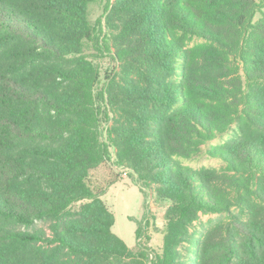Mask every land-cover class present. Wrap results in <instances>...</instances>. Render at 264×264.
<instances>
[{"label":"trees","instance_id":"16d2710c","mask_svg":"<svg viewBox=\"0 0 264 264\" xmlns=\"http://www.w3.org/2000/svg\"><path fill=\"white\" fill-rule=\"evenodd\" d=\"M0 264H264V0H0Z\"/></svg>","mask_w":264,"mask_h":264},{"label":"rangeland","instance_id":"374dc122","mask_svg":"<svg viewBox=\"0 0 264 264\" xmlns=\"http://www.w3.org/2000/svg\"><path fill=\"white\" fill-rule=\"evenodd\" d=\"M93 14L92 19L96 20L101 11L99 6L92 7ZM196 167L201 166H215L219 167L220 162L210 160L203 157L199 162L191 163ZM115 173H119L118 183L110 188L108 193L105 195L104 200L108 207L115 212L116 225L114 232L130 247L134 248L136 245V229L137 224L135 220H141L143 216V204L144 197L140 192L139 188L133 185L128 172L123 170L115 169ZM102 180V177H100ZM152 214L156 217L157 227L162 228L164 225V209L156 205L152 199L149 200ZM155 244L160 245V239H157Z\"/></svg>","mask_w":264,"mask_h":264},{"label":"crops","instance_id":"0c3cea01","mask_svg":"<svg viewBox=\"0 0 264 264\" xmlns=\"http://www.w3.org/2000/svg\"><path fill=\"white\" fill-rule=\"evenodd\" d=\"M112 212L114 213V215H116L115 212H114L113 210H112ZM115 217H116V216H115ZM115 225H116V224H115ZM114 229H115V227H114Z\"/></svg>","mask_w":264,"mask_h":264}]
</instances>
